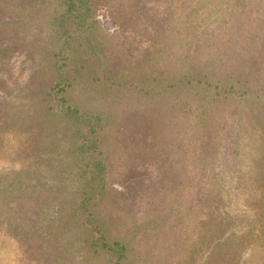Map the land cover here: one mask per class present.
I'll use <instances>...</instances> for the list:
<instances>
[{
	"label": "rangeland",
	"instance_id": "374dc122",
	"mask_svg": "<svg viewBox=\"0 0 264 264\" xmlns=\"http://www.w3.org/2000/svg\"><path fill=\"white\" fill-rule=\"evenodd\" d=\"M103 2V36L113 47L108 78L146 89L167 84L178 66L192 63L233 74L250 66L264 84V0ZM31 4L30 19L0 28V191L17 195L0 200L25 202L24 210L0 211V264H110V256L88 251L81 229L66 221L69 137L47 110L59 46L45 26L62 8L50 0H0V22ZM73 97L82 100L79 90ZM220 98L171 97L149 154L144 138L109 135L104 143L110 190L99 212L127 246L124 264H264V203L251 186L263 145L254 127H243L242 98ZM126 101L143 104L123 97L115 109L119 123L129 117H120ZM148 125L141 117L133 123L144 136Z\"/></svg>",
	"mask_w": 264,
	"mask_h": 264
},
{
	"label": "trees",
	"instance_id": "16d2710c",
	"mask_svg": "<svg viewBox=\"0 0 264 264\" xmlns=\"http://www.w3.org/2000/svg\"><path fill=\"white\" fill-rule=\"evenodd\" d=\"M50 1L56 2L63 11L56 17L47 18L45 26L49 28L50 40L59 46L54 49L53 54L56 60L53 66L58 77L47 92V110L61 119L69 137L64 149L66 160L71 165L67 173L69 180H72L70 192L72 198L67 208L66 221L73 222L81 229L88 251L110 256L111 261H114L110 264H124L127 246L112 237L107 217L99 212V206L110 190L109 165L102 155V147L109 135L114 137L120 135L136 142L144 138L145 150L142 151L149 154L156 140L155 125L164 116L165 108L162 105L169 108L170 98L175 94H182L187 98L192 95L205 96L213 100L220 96V100L228 96H239L242 98V111L246 114L243 127L251 125L256 129L258 136L254 137L258 145H263L264 149V113L261 111L264 102L258 101L264 96V90L259 95L264 89V84L259 82L257 73L254 75V69L252 71L250 66H246L245 73L233 74L221 71L216 65L195 66L192 63L178 66L171 78L173 80H169L167 84L148 83L146 89L135 83L108 78L105 68L113 47L104 40L100 19L103 1L107 3L108 0ZM35 5L25 7L16 16H7L6 22H0V28L10 29L15 26L18 19H30L31 10L36 7ZM76 90H79L82 97L79 102L77 97H73ZM127 94L135 96L143 104L136 103L134 107L131 102L126 101L121 108L120 117L121 119L122 116L129 117L119 123L115 113L116 104L122 102ZM153 105H158L155 112L152 109ZM205 107L202 105L201 110ZM138 117L149 124L146 136L142 132H135L133 123ZM247 129L243 128V131ZM259 161L263 166L257 165L258 170L251 180V186L261 190L259 201L262 207L264 150L259 155ZM184 174L186 181L188 174L185 171ZM216 179L221 183L223 176ZM4 196L17 195L4 189L0 191V197ZM24 203L18 198L3 199L0 200V211L2 208H11L12 211L18 212L24 207ZM260 219L262 220V216ZM262 233L259 232V235ZM263 240L262 237L261 241Z\"/></svg>",
	"mask_w": 264,
	"mask_h": 264
}]
</instances>
